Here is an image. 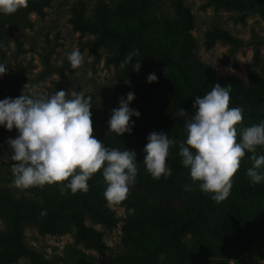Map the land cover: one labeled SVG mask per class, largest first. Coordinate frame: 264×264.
I'll return each instance as SVG.
<instances>
[{
    "label": "trees",
    "instance_id": "trees-1",
    "mask_svg": "<svg viewBox=\"0 0 264 264\" xmlns=\"http://www.w3.org/2000/svg\"><path fill=\"white\" fill-rule=\"evenodd\" d=\"M54 0H28V6L16 13L0 14V63L6 64L11 31L17 27L34 26L33 14L44 17ZM175 17H161L155 12V0H118L110 6L99 0L88 14L86 4L80 0L72 8L69 22L82 35L90 37L84 45L95 55L102 57V48H108L106 62L117 69L122 84L114 92L112 105L98 104L99 93L85 92L91 97L93 135L106 147L121 151L125 148L136 152L137 177L129 189L127 198L117 206L126 207L127 217L122 227L124 249L118 252L111 264H206L216 263L217 258L236 259V264H247L239 257L259 239L260 221L264 216V182L251 184L246 171L252 165V153H245L240 166L232 177L233 187L229 197L216 204L210 194L199 190L189 170L182 166L179 144L170 148L166 164L172 174L155 180L143 164L149 133L164 132L174 141L185 139L183 118L177 116L180 108L189 115L196 96H203L215 84L232 89L229 107L243 108L242 121L236 125L237 142L240 131L264 121V59L261 48L264 35L253 31L248 41L228 30L215 26L206 34L207 48L218 41L237 50L243 45H254L252 69L248 81L237 77L220 79L212 65L205 63L196 51L193 34L196 18L183 0H172ZM234 11L236 23H246L251 15L264 17V0H205L204 7ZM23 52L22 44H18ZM138 51L132 63L121 68L125 56ZM140 60V70H132V64ZM45 71L63 74L61 67L53 66L45 55ZM154 73L157 81L147 83L148 74ZM23 82L11 76L0 78V99L21 95ZM81 89L77 90V93ZM135 94L130 107L138 110L131 134L118 136L108 132L107 121L111 110L118 106L120 97L128 92ZM0 147L11 151L7 139H0ZM264 154L257 147L255 155ZM67 181L30 187L25 192L35 194L15 197L8 188L0 187V220L7 227L0 230V264H13L27 258L31 264H57L47 259L39 250L25 241V229L36 227L43 235L62 236L75 229V246L72 248L83 262L86 249L105 254L109 249L104 232L86 224L90 218L111 230L119 217L106 202L101 172L87 182V193L61 188ZM190 186V190L188 188ZM46 215H41V212ZM264 257V255H262ZM218 263V262H217Z\"/></svg>",
    "mask_w": 264,
    "mask_h": 264
},
{
    "label": "clouds",
    "instance_id": "clouds-1",
    "mask_svg": "<svg viewBox=\"0 0 264 264\" xmlns=\"http://www.w3.org/2000/svg\"><path fill=\"white\" fill-rule=\"evenodd\" d=\"M27 6L28 0H0V14H13ZM138 55L135 50L128 53L121 68ZM67 60L74 71L84 62L79 50L69 53ZM8 67L0 63V78L7 74ZM140 67V60L132 64L134 71L138 72ZM87 75L91 78V71ZM155 81L157 76L148 74L146 82ZM231 91L229 87L215 84L203 96L195 97L191 115L179 109L177 116L184 121V140L174 141L164 132L148 134L143 164L153 179L159 180L162 176L167 179L172 174L166 158L170 148L178 143L182 166L189 170L191 180L198 182L199 190L210 194L216 204L229 197L232 177L246 152L253 154L252 165L246 171L250 183L264 182V154L255 155L257 147L264 148V121L242 129L237 142L236 125L242 121L243 108L229 107ZM134 99L131 91L119 98L107 121L108 132L118 136L132 133L135 121L131 118L141 115L130 107ZM91 107V97L83 90L72 94L59 90L41 95L35 85L28 84L18 97L0 99V127L7 131L15 129L18 133L7 140L14 185L18 189L67 181L61 188L62 194L64 189L72 194L87 193V182L99 171L106 185L104 197L109 206L120 205L127 198L137 177V154L127 148L121 151L106 147L93 135ZM41 215L46 212L42 211Z\"/></svg>",
    "mask_w": 264,
    "mask_h": 264
},
{
    "label": "rangeland",
    "instance_id": "rangeland-1",
    "mask_svg": "<svg viewBox=\"0 0 264 264\" xmlns=\"http://www.w3.org/2000/svg\"><path fill=\"white\" fill-rule=\"evenodd\" d=\"M78 1L80 0H54L46 9L47 13L43 18L36 14L32 15L34 20L32 28L19 26L11 31L9 48L5 54L6 65L9 66L5 79L16 76L24 83L23 87L25 84L35 85L41 95L59 90L68 91L69 94L77 93L78 89L97 92L99 93L98 104L111 106L114 92L122 84L117 78L116 67L106 62L109 55L108 48H102V57L97 60L93 52L84 45L85 41L92 36L82 35L69 22L72 8ZM82 1L86 4L88 14L92 15L99 0ZM104 1L110 6H115L118 0ZM183 2L196 18L193 34L197 42L196 51L201 60L212 65L220 79L237 77L247 82L252 69L254 45L246 44L233 51L229 45L218 41L213 47L207 48L206 34L215 26H220L246 42L252 38L253 31L260 36L264 35V17L251 15L246 23H236L232 18L235 13L232 10H217L213 6L204 7L205 0H183ZM155 12L161 17L176 16L172 0H155ZM19 42L22 44L23 52L18 49ZM73 50H79L84 59L82 66L75 71L70 68L67 60L68 54ZM261 52L264 59V46ZM45 55L49 56L53 66L62 68L63 74L44 70ZM89 71L92 73L91 78L87 75ZM17 135L15 129L7 131L0 127V139L8 140L9 137L15 138ZM10 155V150L0 147V187L8 188L15 197L27 195L37 198L35 194L27 193L14 185ZM110 207L119 217V222L113 229L107 230L101 224H95L90 218L86 219V224L104 232V239L109 246L105 254H100L77 245L76 249L84 253L83 262L86 264H111L113 257L124 249L122 227L127 217L126 207ZM260 219L258 241L239 257L247 264H264V257H262L264 255V216ZM6 227V222L0 220V230ZM25 241L39 250L47 259L55 260L57 264H77L81 261L77 253L72 250L75 246V229L68 234L55 236L43 235L36 227L30 226L25 229ZM13 264L31 263L27 258H22ZM206 264H236V259L223 257L217 258L216 263Z\"/></svg>",
    "mask_w": 264,
    "mask_h": 264
}]
</instances>
